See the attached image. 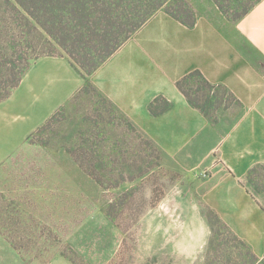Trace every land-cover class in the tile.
Wrapping results in <instances>:
<instances>
[{
  "label": "rangeland",
  "instance_id": "1",
  "mask_svg": "<svg viewBox=\"0 0 264 264\" xmlns=\"http://www.w3.org/2000/svg\"><path fill=\"white\" fill-rule=\"evenodd\" d=\"M6 46L1 32L0 73L13 59ZM56 53L68 54L63 48ZM219 94L225 105L238 106ZM144 138L97 91L75 96L0 163V264H76L71 258L84 264H205L211 205L198 184L209 170L151 165L155 157ZM79 160L87 168L93 161L109 164L97 167L96 179ZM251 186L264 207V196ZM218 228L214 264H264V243L246 242L255 258Z\"/></svg>",
  "mask_w": 264,
  "mask_h": 264
},
{
  "label": "crops",
  "instance_id": "2",
  "mask_svg": "<svg viewBox=\"0 0 264 264\" xmlns=\"http://www.w3.org/2000/svg\"><path fill=\"white\" fill-rule=\"evenodd\" d=\"M192 3L193 26L160 10L91 75L67 53L38 58L0 101V163L90 82L155 143L163 165L208 169L198 185L209 195L210 208L245 242L263 244L264 207L249 172L264 165V0L239 21L229 19L214 0ZM195 70L224 85L238 106L223 104L216 122L207 118L177 85ZM158 98L170 106L163 109Z\"/></svg>",
  "mask_w": 264,
  "mask_h": 264
},
{
  "label": "trees",
  "instance_id": "3",
  "mask_svg": "<svg viewBox=\"0 0 264 264\" xmlns=\"http://www.w3.org/2000/svg\"><path fill=\"white\" fill-rule=\"evenodd\" d=\"M214 1L229 19L238 20L260 0ZM160 10H165L188 26L195 24L196 10L192 0H0V33L2 32L5 39L7 38L6 51L13 57L0 73V101L10 96L38 58L63 54L56 53L61 48L68 52V55L86 75H91L135 31ZM29 55L32 58L29 59ZM194 76L199 78V83L189 86L187 81ZM177 85L190 103L213 122L218 120L216 110L223 104L225 105L223 95L219 94L220 90L239 104V100L224 85L211 83L199 70L184 76L177 82ZM89 89L98 92L95 86L87 82L73 98ZM102 97L114 108L104 96ZM156 103H162L163 109L170 106L164 98H158ZM225 106L228 107V105ZM63 107L59 108L31 135L47 128ZM151 111H157L154 104L151 106ZM122 117L130 129L139 130L128 118L123 115ZM146 138H144V144L150 147L152 156L155 157L151 165L159 164L161 152L150 138L147 136ZM92 163H89L92 164V168L89 166L87 168V164L80 161L81 166L87 171L91 169L89 172L96 179H100V176L96 174L97 167L105 169L109 163L96 164V161ZM249 180L253 182L257 190L264 191V165L253 168L249 172ZM208 218L212 226V236L205 264H214L217 260L211 254L221 231L218 225L227 229L234 240L240 241L246 247L248 254L258 258L249 245L230 229L217 212L209 210ZM12 241L13 245L19 248L18 243ZM228 253L232 251L228 250ZM71 260L76 264H84L74 258Z\"/></svg>",
  "mask_w": 264,
  "mask_h": 264
}]
</instances>
